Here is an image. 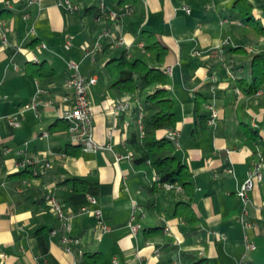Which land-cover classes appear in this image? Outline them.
Masks as SVG:
<instances>
[{"label": "crops", "instance_id": "obj_1", "mask_svg": "<svg viewBox=\"0 0 264 264\" xmlns=\"http://www.w3.org/2000/svg\"><path fill=\"white\" fill-rule=\"evenodd\" d=\"M28 1L0 0V94L7 96L0 100V264H92L86 254L98 255L96 264H191L201 259L204 264H264V168L262 180L248 192L251 228L239 222L242 203L236 194L251 164L258 157L264 164V84L250 95L237 86L251 82L255 55L264 61V34L241 21L235 0H137L125 20L116 22L96 21L86 10L96 6L89 0H74L84 6L74 13L57 7L56 0ZM245 1L264 28V0ZM24 13L29 20L22 18ZM103 28L122 36L128 49L103 39L102 51H91ZM144 30L165 48L161 60L139 46ZM64 35L71 37L68 51L62 47ZM225 39L229 43L219 52L216 47ZM194 50L201 54L193 56ZM123 51L129 59L170 69L163 88L173 102L179 145L174 155L192 175L193 224L174 214L176 203L187 200L184 192L175 186L149 191L152 174L127 157L133 156L127 138L134 119L114 106L132 96L111 88L106 67ZM67 59L96 78L88 95L93 137L102 149L72 148L62 119L72 107ZM39 67L43 75H36ZM197 94L208 97L207 104L217 110L214 126L197 127ZM33 98L36 108L23 109ZM207 104L203 111L208 116ZM15 113L18 127L9 123ZM247 130L260 137L257 153L246 143ZM166 134L158 130L156 137ZM25 169L36 174L22 177ZM69 179L90 183L79 191L62 183ZM47 194L70 216L69 235L76 240L70 251L64 250L59 233L49 234L58 221L44 200ZM87 196L96 199L108 232H101L91 212L80 211L88 206ZM130 221L140 226L136 233ZM244 237L255 245L253 251L245 250Z\"/></svg>", "mask_w": 264, "mask_h": 264}, {"label": "trees", "instance_id": "obj_2", "mask_svg": "<svg viewBox=\"0 0 264 264\" xmlns=\"http://www.w3.org/2000/svg\"><path fill=\"white\" fill-rule=\"evenodd\" d=\"M115 7H122L128 4L132 6L137 0H110ZM236 9L241 21L251 25L255 30L264 34V28L260 26L253 18L251 6L245 0H235ZM91 11L93 16L98 14L97 6H91L86 9ZM140 41L143 42V49L146 52L155 51L157 58L162 59L165 54V48L154 39L153 33L143 31ZM107 71L112 78L111 88H114L119 94H130L132 98L139 100V108L143 113L141 118V130L132 125L127 143L132 147V160L135 166L142 167L148 175L153 176L152 185L149 191H154L158 186L169 184L179 187L187 197L186 201L176 203L175 215L181 216L188 224H193L197 218L191 208L193 199V186L191 182V172L188 167L179 160L174 151L176 147L166 137L157 138L158 130L167 132L175 129V115L173 112V102L168 92L163 88L167 82V77L163 69L150 67L143 60L134 58L129 59L126 51H123L118 58L109 60L106 63ZM44 68L34 69L36 75H43ZM251 82L237 85L244 94H254L264 84V61L261 55H255L251 65ZM153 88L147 92L146 89ZM208 103V97L197 94L195 98V111L198 114L197 127L203 128L208 118L203 111V107ZM136 111L133 106L132 116ZM134 119V118H133ZM68 126L66 122V127ZM247 145L253 153H257L256 147L261 144L259 135L251 130L244 134ZM80 149L78 146L72 148ZM64 153L69 154L67 149ZM28 167V166H27ZM32 173L25 169L21 174L27 177ZM33 174V173H32ZM62 183H70L75 190H82L86 184L90 183L86 179H69ZM94 259L92 264L98 262L99 256L96 254L87 255ZM204 260L191 262V264H204Z\"/></svg>", "mask_w": 264, "mask_h": 264}, {"label": "built area", "instance_id": "obj_3", "mask_svg": "<svg viewBox=\"0 0 264 264\" xmlns=\"http://www.w3.org/2000/svg\"><path fill=\"white\" fill-rule=\"evenodd\" d=\"M33 0H29L28 3L31 4ZM56 6L66 11L67 13H74L79 10V6L75 3L74 0H56ZM98 14L95 17L96 21L104 20L110 22H116L121 20L124 16L129 15L132 12L131 6L128 4L119 7L116 10L107 9L106 4L103 0H99L97 5ZM184 10L189 13L187 7ZM24 20H29V15L24 13L22 15ZM30 31L33 30L32 25L29 26ZM109 39L114 45L117 47H122L124 49H128L129 45L125 42L122 36L113 35L109 29L103 28L98 35L96 41L92 44L91 51H102L103 45L102 40ZM2 43H5V38H2ZM229 41L227 39L223 40L221 44H219L216 49L220 52L222 47L227 45ZM71 37L68 35H64V40L62 47L65 51H68L71 48ZM44 47V45H41ZM140 47L143 48V43L139 44ZM193 56H199L200 51L194 50L191 53ZM33 62L37 64V59L34 58ZM66 69L68 72V77L66 80V86L71 89V99H72V107L70 110L66 111L62 117V119L67 122V132L69 134L70 142L73 146H78L82 151H96L102 149L104 146L99 145L93 137V123L91 116V103L89 100V90L96 83V78L93 75L85 74L80 70L79 63L74 61L73 59L65 60ZM13 68L16 70V65L13 64ZM166 74H170V69H164ZM7 96L4 94H0V100H6ZM37 105V99L33 98L29 103L23 105V109H35ZM133 106L136 107V111H134V123L137 129L141 130V118L143 116L142 111L139 108V100L136 98H125L119 100L115 106L114 110L119 114H125L133 112ZM208 109V118L206 120V124L208 126H214L215 120L218 117L217 110L211 105L207 104ZM9 123L13 127L19 126V114L15 113L9 117ZM129 122H126L128 125ZM169 141L173 143L175 147H178V133L176 130H172L167 132L165 136ZM128 158H132L131 155L127 156ZM24 163L31 164L32 162L26 161ZM45 167H49V164H45ZM263 161L258 157V160L251 164L250 169L247 172L246 178L239 187L237 191V197L240 199L242 203V211L239 216V222L241 223L243 228H251L253 226L252 222L247 219L248 210L247 204L249 203L248 192L253 189L255 182H260L263 178ZM228 173H231V169L227 170ZM33 174H36L33 171ZM164 188L169 189L173 188L172 185L163 184ZM44 200L48 202L52 210L54 211L58 226L55 228H51L49 231L50 235L60 234V243L63 245L65 251H70V243H75L76 240L72 239L69 235L71 230L70 216L66 213L62 205L54 198L53 195L47 194L44 197ZM87 204L88 206H82L80 208L81 212H91L95 218L97 225L101 232L106 233L109 231V227L104 223L101 218V211L97 206L96 199L93 196H87ZM134 218V215L131 216ZM128 227L132 233H136L140 226L138 224L132 223L130 221L128 223ZM244 246L246 251H253L255 249V245L250 242L246 237H244ZM115 263V262H114Z\"/></svg>", "mask_w": 264, "mask_h": 264}, {"label": "rangeland", "instance_id": "obj_4", "mask_svg": "<svg viewBox=\"0 0 264 264\" xmlns=\"http://www.w3.org/2000/svg\"><path fill=\"white\" fill-rule=\"evenodd\" d=\"M103 1L105 2L107 9H113V10L118 9V7H115L114 4L110 0H103ZM88 3L97 6L99 3V0H89ZM78 6H79L80 11H82L84 6L82 4H78ZM126 17L127 16H124L122 19L125 20Z\"/></svg>", "mask_w": 264, "mask_h": 264}]
</instances>
